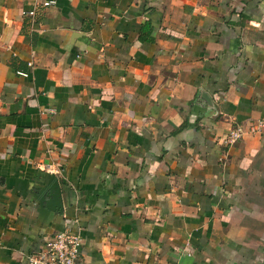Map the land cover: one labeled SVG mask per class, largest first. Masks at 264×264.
<instances>
[{"label": "crops", "instance_id": "0c3cea01", "mask_svg": "<svg viewBox=\"0 0 264 264\" xmlns=\"http://www.w3.org/2000/svg\"><path fill=\"white\" fill-rule=\"evenodd\" d=\"M65 230L79 264H264V0H0V264Z\"/></svg>", "mask_w": 264, "mask_h": 264}, {"label": "built area", "instance_id": "2783aa9c", "mask_svg": "<svg viewBox=\"0 0 264 264\" xmlns=\"http://www.w3.org/2000/svg\"><path fill=\"white\" fill-rule=\"evenodd\" d=\"M53 2H46L50 6ZM33 14V13H31ZM243 137V131H231L224 139L225 144L233 146ZM82 239L70 230L54 233L46 242L44 248L29 257L30 264H79Z\"/></svg>", "mask_w": 264, "mask_h": 264}, {"label": "water", "instance_id": "95a60500", "mask_svg": "<svg viewBox=\"0 0 264 264\" xmlns=\"http://www.w3.org/2000/svg\"><path fill=\"white\" fill-rule=\"evenodd\" d=\"M37 199L41 207L50 213H57L63 209L61 186L55 175H52L46 187L40 189Z\"/></svg>", "mask_w": 264, "mask_h": 264}]
</instances>
